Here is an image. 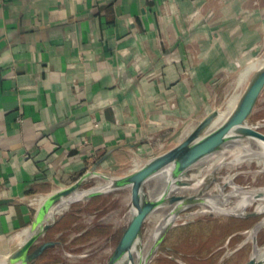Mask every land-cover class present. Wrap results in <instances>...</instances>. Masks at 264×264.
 I'll use <instances>...</instances> for the list:
<instances>
[{"label": "crops", "instance_id": "1", "mask_svg": "<svg viewBox=\"0 0 264 264\" xmlns=\"http://www.w3.org/2000/svg\"><path fill=\"white\" fill-rule=\"evenodd\" d=\"M260 42L264 0H0V250L53 192L105 186L180 144ZM66 211L58 236L77 223Z\"/></svg>", "mask_w": 264, "mask_h": 264}, {"label": "rangeland", "instance_id": "2", "mask_svg": "<svg viewBox=\"0 0 264 264\" xmlns=\"http://www.w3.org/2000/svg\"><path fill=\"white\" fill-rule=\"evenodd\" d=\"M253 37L255 35L249 38L252 40ZM261 43L258 44L259 47L247 50L245 55L241 53L246 49H241L238 65L232 68L230 64V68L223 69V74L217 78L219 83L215 94L209 98L208 104L211 106L209 109L220 110L226 101L242 88H237L241 70L255 57H264V46ZM257 74V72L252 74L243 85V94ZM248 122L257 125L264 132V89ZM233 143L235 144V141L198 161L183 177L191 185L179 187L173 193L184 195L200 193L202 197L208 198L219 195L220 188H223L219 202L222 201L221 205L229 203L230 206H234L239 201V197L231 196L232 185L229 180L244 187L264 186V171L258 172L257 163L242 162V164L234 163L233 167L227 166L226 163L242 152L237 143L236 146ZM218 156H222L220 161L209 167ZM95 182L86 183L83 188L92 187ZM167 183L166 180L164 181V176L154 177L145 185L144 192L146 196L154 197ZM226 195L229 197L227 198ZM175 205L176 203L165 204L145 221L134 256L138 252L144 253L146 240L162 228V224ZM79 206L81 208L78 209ZM131 207L130 188L111 191L91 201L86 207L82 206V202L71 204L66 214L79 212L75 216L77 223L69 225L61 236H58L61 231L58 223L53 225L40 238V243L46 240H60L61 243L49 248L32 264H108L128 225L132 213ZM255 210V206H250L244 213L238 212L235 215L216 213L210 208L204 210L202 204L190 205L180 211L181 218L172 222L169 228H162L160 236L155 243L153 242L155 251L147 264H245L253 255L256 246L264 247V226L256 232V242L251 239L254 228L264 218V212L256 216L245 215ZM88 226L90 230L79 235V232ZM14 246L15 244H11V247ZM6 251L8 252V249L0 250V264H12Z\"/></svg>", "mask_w": 264, "mask_h": 264}, {"label": "water", "instance_id": "3", "mask_svg": "<svg viewBox=\"0 0 264 264\" xmlns=\"http://www.w3.org/2000/svg\"><path fill=\"white\" fill-rule=\"evenodd\" d=\"M257 73L235 108L220 125L214 127L215 119L219 114V109H215L193 128L180 144L150 159L131 174L120 179H111L109 183L112 186L110 188H101L105 186L83 188L85 178H81L73 184L50 194L40 208L38 221L30 227V236L20 243V246L15 251L9 253L8 258L11 263L32 264L49 248L61 243L60 240H46L40 243V238L54 225L56 215L63 212L57 213L53 218L48 219L47 215L49 211L68 201L75 193L87 192L71 201L69 207L75 201L88 199L102 192H110L127 187L130 188L132 213L128 225L108 264H119L125 255L133 259L132 252L139 242L144 223L157 209L163 207L165 204L173 205L176 203L172 211H176L179 214L180 211L190 205L202 204L204 202V197L200 193L192 195L173 193L176 188H172L171 182H168L158 195L148 197L144 192V187L151 179L166 170L169 165L174 164L172 175L176 177L177 187H189L191 183L184 180L183 177L202 158L220 151L228 143L238 139H258L264 141V132L257 125H252L248 122L249 116L252 114L258 98L264 89V66ZM263 212L255 210L245 215L256 216ZM226 214L236 215L238 213L226 212ZM263 220L264 218L259 223ZM165 222L162 224V228L167 229L172 225V223L167 224ZM254 241L256 242V234ZM125 264L129 263L126 262ZM245 264H264V259L252 255Z\"/></svg>", "mask_w": 264, "mask_h": 264}, {"label": "bare ground", "instance_id": "4", "mask_svg": "<svg viewBox=\"0 0 264 264\" xmlns=\"http://www.w3.org/2000/svg\"><path fill=\"white\" fill-rule=\"evenodd\" d=\"M264 66V57L259 56L255 57L250 61V63L240 72L239 78H238V84L237 88L242 87L240 90L236 91L224 104V106L219 110V114L215 119V125L214 127L220 125L230 114V112L235 108L237 103L239 102L240 98L243 95V89H244V84L249 80V78L252 76V74H255L258 72L262 67ZM247 142L244 140H235V144L242 149V152H240L232 161L226 163L227 166L233 167L234 163H241L245 162L247 164L250 163H257L259 166L258 172L264 171V141L258 140V139H246ZM256 145H253V144ZM234 144V143H233ZM234 144V145H235ZM236 146V145H235ZM220 158L222 156H218L214 159V161L209 165V167L213 166L216 164V162L220 161ZM221 162H223L221 160ZM240 165V164H239ZM174 168V164L169 165L166 170L161 172L159 175L156 177L164 176V181L166 180L167 182H171L172 188L178 189L176 184V177L172 175ZM257 172V173H258ZM229 183L232 185V195H237L239 197V201L234 205L230 206L229 203L226 205H221L222 201L219 202L220 195H222V190L223 188H220L219 195H213L212 197L204 198V202L202 203L203 209L207 210V208L213 209L216 213H226V212H241L244 213L246 209L250 206H255L256 211L258 212H263L264 211V186H256V185H251V186H240L234 184L232 181L229 180ZM112 185L111 183H108L105 185V187L101 188H110ZM87 192H78L72 195L68 201L60 204L58 207L53 208L49 211L47 218L51 219L53 218L57 213H60L66 209L69 208V203L83 194H86ZM228 198L229 195H226ZM225 197V198H226ZM226 198V199H227ZM228 202V200H227ZM181 218L180 214H178L176 211H172L168 217L166 218L165 223H172L176 220ZM264 226V220L259 223L256 228L254 229V233L251 234V239L254 240V236L258 230ZM31 233V228L26 227L16 236L13 238L15 240H18L20 243L25 241ZM161 234V229H158L155 231V233L152 236H149V238L146 240V245H145V251L144 253H136L134 256V251L136 250V247L133 249V259H130L128 255H125L124 258L120 261L119 264H125L128 262L129 264H146L147 261L149 260L150 256L154 253L155 247H153L156 239L160 236ZM154 242V243H153ZM257 258L264 259V247H259L256 246L255 251L253 253ZM4 260V259H2Z\"/></svg>", "mask_w": 264, "mask_h": 264}]
</instances>
